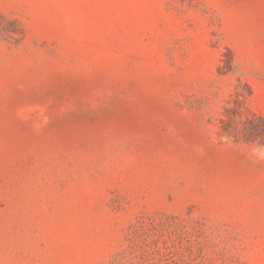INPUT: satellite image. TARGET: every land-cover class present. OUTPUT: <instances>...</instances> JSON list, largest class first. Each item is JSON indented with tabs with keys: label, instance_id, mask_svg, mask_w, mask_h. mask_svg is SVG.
<instances>
[{
	"label": "rangeland",
	"instance_id": "1",
	"mask_svg": "<svg viewBox=\"0 0 264 264\" xmlns=\"http://www.w3.org/2000/svg\"><path fill=\"white\" fill-rule=\"evenodd\" d=\"M0 264H264V0H0Z\"/></svg>",
	"mask_w": 264,
	"mask_h": 264
}]
</instances>
